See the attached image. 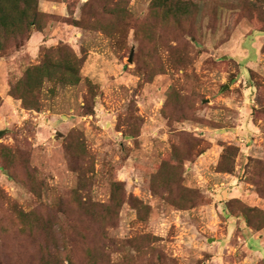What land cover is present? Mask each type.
<instances>
[{"label":"rangeland","instance_id":"1","mask_svg":"<svg viewBox=\"0 0 264 264\" xmlns=\"http://www.w3.org/2000/svg\"><path fill=\"white\" fill-rule=\"evenodd\" d=\"M167 1L190 13L166 19ZM39 11L0 54V264H86L87 247L103 264H264V0ZM60 45L84 59L81 82L46 81L23 109L13 86Z\"/></svg>","mask_w":264,"mask_h":264},{"label":"trees","instance_id":"2","mask_svg":"<svg viewBox=\"0 0 264 264\" xmlns=\"http://www.w3.org/2000/svg\"><path fill=\"white\" fill-rule=\"evenodd\" d=\"M255 1L256 3L261 2V0ZM159 6L162 5L160 4ZM164 7H166V19L172 16L176 19L186 17L190 13L188 5L184 3L167 1ZM45 15V13L39 11V0H0V54L7 51L11 40L15 42L14 45H18V41L22 36L38 28L39 24L43 22ZM83 64L84 59L80 58L69 46L60 45L57 48L49 49L46 51V58L43 62L29 68L23 79L13 86L11 96L22 102L23 109L39 111L42 107L40 100L41 92L46 81L75 86L81 82ZM226 150H228L226 156L228 155L229 160L224 166L220 167V172L223 173L232 172L234 169L232 158L236 150L229 148ZM165 166H168L170 170L176 171L177 173V178L173 181L174 183L170 179V182L167 184L170 186L168 188L175 186L179 189V193L184 200H181L183 204H179V206H185L187 208L195 207L199 200L198 194L194 190L182 187L183 165L177 167L166 164ZM118 191L119 187L116 188L114 193V203L108 206L104 213H109V215L101 217L103 225H107V222L110 221V215L117 216L120 212L122 204L117 202V196H115L118 194ZM246 217L251 222L249 216L246 215ZM84 254L86 264H103L101 259L103 254L98 249L87 247ZM67 259L71 260L70 257H67Z\"/></svg>","mask_w":264,"mask_h":264},{"label":"crops","instance_id":"3","mask_svg":"<svg viewBox=\"0 0 264 264\" xmlns=\"http://www.w3.org/2000/svg\"><path fill=\"white\" fill-rule=\"evenodd\" d=\"M44 7L47 10V12H50V13L53 12L54 9L55 10H61L62 9V6L60 7L57 4H52V3H50V4L49 3H45ZM37 36H39V34L35 33L33 38H32V43L35 42V39L38 38Z\"/></svg>","mask_w":264,"mask_h":264},{"label":"water","instance_id":"4","mask_svg":"<svg viewBox=\"0 0 264 264\" xmlns=\"http://www.w3.org/2000/svg\"><path fill=\"white\" fill-rule=\"evenodd\" d=\"M131 62H133V57L130 59ZM7 134V131H0V139Z\"/></svg>","mask_w":264,"mask_h":264}]
</instances>
